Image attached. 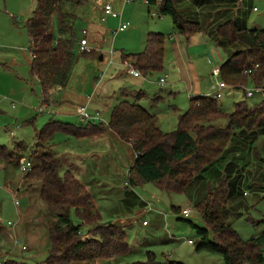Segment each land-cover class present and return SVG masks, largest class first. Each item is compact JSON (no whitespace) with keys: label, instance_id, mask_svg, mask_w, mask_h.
<instances>
[{"label":"trees","instance_id":"16d2710c","mask_svg":"<svg viewBox=\"0 0 264 264\" xmlns=\"http://www.w3.org/2000/svg\"><path fill=\"white\" fill-rule=\"evenodd\" d=\"M151 5L155 6L156 0ZM158 8L160 15H170L178 31L188 37L204 30L201 22L184 16L174 0H163ZM74 18V13L63 9L62 0H37L36 9L26 21L34 54L31 74L38 77L45 102L51 88L67 86L79 55ZM216 32L219 44L242 45L221 64L222 80L234 89H244L246 95L249 86H264V28H249L230 19L221 23ZM166 38L163 32H149L145 49L126 54L125 58L143 74L163 71ZM79 53L96 56L94 50ZM246 69L253 71L248 73ZM120 96L123 98H118L108 122L86 119L77 124L50 118L36 128L34 145L24 140L13 147L0 143V159L6 164L20 167L23 157L32 161L26 178L41 182L45 210L57 219L48 231L50 251L44 264H98L100 259L131 252L123 225L105 222L86 185L68 170L61 174L63 164L54 148L56 134L86 137L111 132L131 143L136 153L128 185L152 183L162 190L182 193L210 166L226 159L229 144L240 130L264 132V99L254 105L241 100L232 111H226L212 95L191 96L177 128L167 132L160 127L158 114L139 102L149 96L145 90L124 88ZM159 98L158 92L151 101L157 103ZM222 119L227 121L225 126L218 124ZM27 122L34 124L31 119ZM230 197V183L222 177L194 205L204 222V227H198L201 238L196 248L222 254L225 264H264V231L244 239L226 220ZM173 208L181 212L180 206ZM73 214L79 222L74 221ZM3 255L0 250V259H4ZM17 262L6 259L3 264ZM126 264L187 263L148 249L144 259Z\"/></svg>","mask_w":264,"mask_h":264},{"label":"rangeland","instance_id":"374dc122","mask_svg":"<svg viewBox=\"0 0 264 264\" xmlns=\"http://www.w3.org/2000/svg\"><path fill=\"white\" fill-rule=\"evenodd\" d=\"M107 1L111 0H81L76 2L75 6L78 7V10L85 11L84 14L86 15V17L79 16L76 21V27H83L86 24L87 15L100 8L101 3H107ZM115 1L118 2V0ZM247 2L248 4L245 2L241 3L244 10V13H241L243 17L240 14H238L240 16L238 17L233 7L228 11L231 14L230 16L242 25L246 24L249 28H264V0H251L250 2L248 0ZM131 3H129L128 7L131 8L130 13L135 17V20L131 19V26L124 29V31L119 30V22L115 21L105 44L110 48V53L112 49L118 52L119 48L130 40V32L137 31L138 27L142 36L150 29L154 31L159 29L167 34L164 63V69L166 68V70L149 74L148 82L141 88L152 96L157 92L163 95V97L159 98L158 105H155L156 110H159V125H161L162 130L172 132L179 124L180 114L188 110L189 98L193 93L187 91L184 85L181 86L183 88L180 89L181 92L177 94L176 98V96L170 95L171 83L169 81L160 84V79L166 77V72H171L170 64L175 61L170 36L176 37L179 31L170 15L153 16L149 14L148 4L142 0H135ZM36 6L37 0H0V143L10 147L22 140L30 145L34 144L36 142V128H41L49 117L53 116L44 105L40 82L36 76L31 74V62L33 60L32 43L25 25L29 16H32ZM223 9H226V6ZM95 12L97 13V11ZM127 20L129 19H125V21ZM53 22L55 25L56 18ZM116 30L118 31L116 32ZM138 35L139 32H136L132 42H137ZM203 37L204 35L201 38ZM212 45L215 44L208 43L209 53L212 55L211 63L207 61L209 59L202 46L198 43H191L190 45V48L198 47L197 50L191 49L189 56L193 63H199L200 68L197 70L200 78H198L199 90L205 93L211 88L213 82L217 81V78L212 75V71L207 68H210L212 64L215 65L214 67L219 66L232 52L242 48L240 44L231 45L229 48L222 44L215 45V48ZM135 48L139 47L128 46L127 52ZM212 48L218 50L220 55H215L212 52ZM79 52L77 49V53L81 55ZM95 61L98 63L99 59ZM200 70L204 72L200 74ZM128 76L126 74V77ZM133 78L134 76L128 77L129 82H132ZM249 88H252V86H249ZM231 90L233 92H228L229 94H224L223 97L218 98L219 104L226 111H232L235 103L241 100H246L249 105H254L264 99L261 92H255L254 95L247 96L244 89L232 88ZM173 106H176L177 109L175 110ZM41 108L44 109V112L40 111ZM30 119L34 120V124L27 122ZM67 122L76 123L77 121L68 120ZM218 124L225 126L227 121L222 119L218 121ZM69 137L71 138V136L64 133L56 134L54 142L58 154L61 152L60 149L63 150L65 148ZM71 139L74 138L72 137ZM126 147L127 143L125 142V148L120 153L122 154V159H124V164L127 166L128 163H131L134 155L130 156ZM106 154L109 155L108 153ZM68 158L69 156H61L64 164H71V160ZM72 165L76 167L74 164ZM102 165L103 162L98 159L96 169ZM63 170L64 167H61V174L64 172ZM67 170L72 172L70 169ZM26 173L16 164H9L6 170L0 167V246H4L8 250L2 251L4 253L3 258L16 260L18 261L16 264H44L50 251L47 249L50 247L49 234L45 228L48 225H55L57 219L55 216L49 215L45 210V203L40 197L41 182L26 178ZM122 176L123 178H117L118 180L112 182L117 184V186L109 190L106 194L107 198L101 201H106L107 205H119L121 207L120 212L117 214H121L120 218L122 220H118V223L122 224L124 228L127 227V241L130 244L131 252L113 258L100 259L98 264H126L134 260H140L136 258H144L148 247H152L161 257L166 254L172 259L182 260L187 264H225L222 254L196 248L201 238L198 227H204V222L200 213L194 207L195 201L191 199L190 194L187 192H168L160 190L152 183H145L143 186L136 188L138 196L150 203L159 204V207L164 210L160 218L161 231L159 235L152 238L155 244L149 242L151 241L150 238L154 236L153 232L149 233V230H152L155 224L154 216H152L153 214L141 215L139 213L141 211L137 207L130 209L121 203L120 194L123 193L125 185L127 186L125 182L128 180L125 174L123 175L122 173ZM98 179H101L102 182L107 180L106 177L101 175H99ZM93 184H97L95 179H93L92 183L89 182V186L92 187V197L100 196ZM109 195L110 197H108ZM15 199L20 201L19 208L15 203ZM29 205H31L29 215L25 214L20 223L19 212L21 210L25 211ZM172 205L181 206L182 209L189 208L191 213L189 216H184L182 210L177 213ZM108 210H111V208ZM143 217H147L151 221L149 227L143 226ZM129 218H132V220L130 221ZM138 218L139 221L134 222ZM73 219L75 222H79V219L74 214ZM110 220L116 222L117 218L113 217ZM229 220L244 239L264 231V197L254 207L241 209V214L231 217ZM32 221L37 223L30 227L28 223H32ZM128 221L133 223L134 226V229L130 231L128 230ZM86 230L87 227H85L84 231ZM35 234L39 239L36 250H28V239L32 238L33 240ZM190 240H193V243Z\"/></svg>","mask_w":264,"mask_h":264},{"label":"crops","instance_id":"0c3cea01","mask_svg":"<svg viewBox=\"0 0 264 264\" xmlns=\"http://www.w3.org/2000/svg\"><path fill=\"white\" fill-rule=\"evenodd\" d=\"M79 1L81 0H62V7L65 11L72 12L75 15L74 22L76 31L78 33L76 48L78 49V52L80 48V40L85 36L83 34L84 29L87 31L86 36L90 45H92L96 56L79 55L71 72L67 86H55L51 88L46 102L42 95L43 102L47 107V111L53 115L50 116L49 119L54 118L56 120L62 121L72 120L77 121V124H81L85 122V120L81 118L79 108L82 105H87L89 112L92 114V116H94L91 118V120H101L108 122L112 108L117 103V101H119L118 98L122 97L120 96V91H122L124 88L125 90H142L141 87L148 82L150 77L149 74L153 73H141L139 75L131 73L130 68L134 66L130 59L128 60L125 58V55L143 51L146 47V41L149 32L162 31L159 29H156L157 31L150 29L145 33L144 36H142L140 35V28L138 27L137 31L130 32V40L123 44L119 48L118 52L112 49V52L110 53V48L106 46L105 42L107 41V37L111 34L112 25L115 24V21H117V23L119 22L120 26L122 21H125V19H129L128 21L131 19L135 20V17L130 13L131 8L128 7L129 3L125 2V0H118V2L115 0L107 1V3H112L114 8L122 13L121 18L114 17L112 15H106L104 10L106 3H99L100 8L95 10L97 13L95 11L90 12L87 15L88 18H86V24L83 27L78 28L76 27V21L78 20L79 16L86 17L84 14L85 11L78 10V7L75 6V3ZM247 1L248 0H174L179 11H181L183 15L189 19L201 22L204 26V30L202 32L190 35L189 37L180 32H178L176 37L172 35L170 36V43L175 54V61L170 64L171 72H166L165 74L166 82L169 81L171 83L169 90L170 95L176 96L177 98V94H179L181 92L180 89L183 88L181 86L184 85L186 86L187 91L193 92L190 97L194 95H209L213 91V85L216 82H213L207 93L199 90L198 83L200 78L197 72V70L200 68L199 63H193L189 56L190 50H197L198 47L194 46L190 48V45L191 43H198L200 46H202L207 53V58L209 59L207 61L210 62L212 55L209 53L208 43H214L216 46L220 45L216 32L218 26L227 20H236L230 16L231 14L228 11L233 7L236 10L235 13H237V16L238 14L241 15V13H244L241 3L245 2L248 4ZM250 1L251 0H249V2ZM225 6L226 9H223ZM147 9L149 14L153 16H163L159 14L158 6L148 5ZM241 16L243 17V15ZM117 31L118 30H116V32ZM136 32H139V35L137 42L135 43L132 42V40L136 35ZM164 34L167 37V34ZM203 35L204 37L201 38ZM215 45H212V47L214 46L215 48ZM128 46L139 48H135L134 50L127 52ZM224 46L229 48L227 45ZM214 48H212V52L217 56L220 55L218 50ZM96 59H99L98 63L95 61ZM214 66L215 65L212 64V66L207 69L212 71L211 68ZM219 66H221V64H219ZM164 70H166V68ZM203 72V70H200V74ZM126 74L129 75L128 77L134 76L132 82H129ZM197 79L198 82L196 83ZM231 89V86L224 88L223 95L229 94L228 92H233ZM148 94V97H143L141 100H139V102L151 112H156L159 116V110H156L155 108L157 103L151 102L150 100L152 95L150 93ZM160 95L163 97L161 93ZM173 108L175 110L177 109L176 106H173ZM71 138L69 137L67 139L65 148L63 150L60 149L61 152L58 154L60 155V158L61 156H69L70 159H68L71 160V164H64L61 160L64 167L63 171L70 169L74 175L86 185L91 194L92 187L89 186V182L92 183L93 179H95L97 184H93V186L95 185L96 190L100 193V196L93 197L97 208L103 217V220L105 222H110V219L116 217V222H118V220L121 221V214H117L120 212L121 207L119 205H107L106 201L104 202L101 200L106 199L107 192L117 186V184H113L112 182L118 180L117 178H123L122 173L128 178L130 166L132 165V162L136 156V153L132 149L131 143L126 142V148L130 156L134 155V157L131 163H128L126 166V164H124V159H122V154L120 153V151L124 150L125 148V142L115 134L111 132H104L86 137H73L74 139ZM98 159H101L103 165L96 169L98 165ZM9 164L12 163L6 164L3 159H0V167H3L5 170ZM72 164H74L76 167H74ZM99 175L106 177L107 180L102 182L101 179H98ZM222 177L227 178L231 188V197L226 205V220L230 222L229 219L231 217L241 214V209H249L254 207L264 197L263 131L248 132L240 130L229 144L226 159L223 161H218L217 163L210 166L206 171H204V173H201L199 177L188 186L185 192L190 194L191 199L194 200L196 204L205 197L210 187L218 184ZM125 183H127V186L125 185V189H122L123 193L120 194V201L130 209L137 207L141 211L139 212L141 215L153 214L152 216H154L155 224L153 229L149 230V233L153 232L154 236L151 235V241L149 242L155 244V241L152 240V238L156 235H159V232L161 231L162 224L160 223V218L162 217L164 210L159 207V204L150 203L149 201L138 196L136 188L143 185H128V180ZM154 186L156 185L154 184ZM110 195L108 197H110ZM30 204L32 205L31 201ZM31 205L26 207L25 211L21 210L19 212L20 223L23 220L25 214L29 215ZM109 208H111V210H108ZM181 210L183 209L181 208ZM129 220L131 221L132 218H129ZM130 221H128V224L126 223L128 225L129 231L134 229L133 223ZM138 221L139 218L134 222ZM144 221H147V224H144ZM36 223L37 222L32 221V223L28 224L30 227H32V225ZM142 224L144 227H149L151 225V221L148 220L147 217H143ZM50 226L51 225H48V227L46 226L45 229L49 231ZM125 229L127 231V227ZM28 241L29 243L27 244V249L36 250V245L39 242L37 235L35 234L34 239L32 240L31 238L28 239ZM47 249L50 250V247ZM148 249L153 248L148 247L147 250ZM0 250L8 251L6 248H4V246H0Z\"/></svg>","mask_w":264,"mask_h":264},{"label":"built area","instance_id":"2783aa9c","mask_svg":"<svg viewBox=\"0 0 264 264\" xmlns=\"http://www.w3.org/2000/svg\"><path fill=\"white\" fill-rule=\"evenodd\" d=\"M132 1H135V0H125V2H127V3H131ZM142 1H144L148 5H150L151 2H152V0H142ZM162 2H163V0H156V5L155 6H160L162 4ZM104 10H105L106 15H112V16L118 17V18L122 17V13H120L118 10H116L114 8L113 4L110 3V2L105 4ZM130 25H131L130 21H128V20L127 21H122V23L119 26V30L127 29ZM83 34L85 36L82 37L81 40H80L79 51H81V52H83V51L91 52L93 50V47L90 45V43L88 41V38L86 36L87 31L83 30ZM33 57H34V54H33ZM257 66H258V64L256 65V67ZM130 71H131V73L136 74V75L141 74V72L138 69H136L135 67H131ZM252 71H253V69H246L245 70V72H248V73H250ZM212 75L217 78V81H216V83H214L213 91L209 95H212L215 98L223 97V89L227 88L229 85L227 84L226 81L222 80V78H221V68H220V66H217V67L213 68ZM165 82H166V78L165 77L160 79V83L161 84H163ZM255 92H261L262 94H264V86H258V87L249 88V90L247 91V95L248 96H252V95H254ZM40 111H44V109L41 108ZM79 113H80V116H81V118L83 120L91 119V118L94 117L89 112L87 105L80 106ZM31 167H32V161L29 158H27V157H23L21 159V161H20V168L23 171H29L31 169ZM15 203L18 206L20 204V201L18 199H15ZM190 213H191V210L189 208H185V209L182 210V214L184 216H189ZM144 224H147V221H144ZM190 242L193 243V240H190ZM5 260L6 259H0V264H3Z\"/></svg>","mask_w":264,"mask_h":264}]
</instances>
